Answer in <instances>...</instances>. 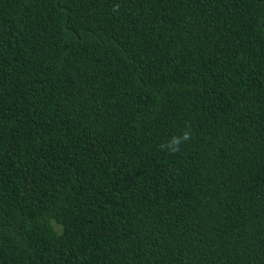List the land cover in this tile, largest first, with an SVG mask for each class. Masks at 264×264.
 <instances>
[{"label":"trees","instance_id":"obj_1","mask_svg":"<svg viewBox=\"0 0 264 264\" xmlns=\"http://www.w3.org/2000/svg\"><path fill=\"white\" fill-rule=\"evenodd\" d=\"M0 264H264V0H0Z\"/></svg>","mask_w":264,"mask_h":264},{"label":"clouds","instance_id":"obj_2","mask_svg":"<svg viewBox=\"0 0 264 264\" xmlns=\"http://www.w3.org/2000/svg\"><path fill=\"white\" fill-rule=\"evenodd\" d=\"M189 139V133L185 132L182 137H174L172 138L171 142L168 145H164L163 147H167L170 152H176L179 151V144L182 142V140ZM172 145H176L173 147Z\"/></svg>","mask_w":264,"mask_h":264}]
</instances>
